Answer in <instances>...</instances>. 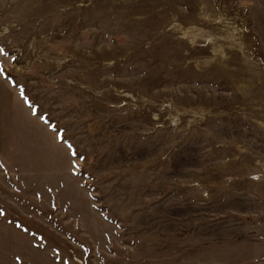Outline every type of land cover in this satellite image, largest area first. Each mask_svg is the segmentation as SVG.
I'll list each match as a JSON object with an SVG mask.
<instances>
[{
  "label": "rangeland",
  "instance_id": "374dc122",
  "mask_svg": "<svg viewBox=\"0 0 264 264\" xmlns=\"http://www.w3.org/2000/svg\"><path fill=\"white\" fill-rule=\"evenodd\" d=\"M0 264H264V0H0Z\"/></svg>",
  "mask_w": 264,
  "mask_h": 264
},
{
  "label": "snow or ice",
  "instance_id": "6c2138e0",
  "mask_svg": "<svg viewBox=\"0 0 264 264\" xmlns=\"http://www.w3.org/2000/svg\"><path fill=\"white\" fill-rule=\"evenodd\" d=\"M0 51H2V49H0ZM0 214H2V213H0Z\"/></svg>",
  "mask_w": 264,
  "mask_h": 264
}]
</instances>
